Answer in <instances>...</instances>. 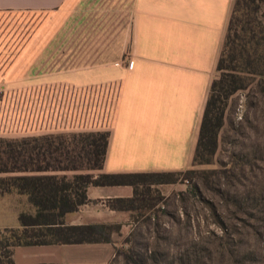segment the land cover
<instances>
[{"label": "crops", "instance_id": "obj_1", "mask_svg": "<svg viewBox=\"0 0 264 264\" xmlns=\"http://www.w3.org/2000/svg\"><path fill=\"white\" fill-rule=\"evenodd\" d=\"M233 2L0 0V13L8 16L46 13L28 32L0 33V87L57 83L80 107L88 95L97 99L105 89L115 90L110 118L93 127L110 134L102 170L185 167L197 144ZM59 55L96 60L36 75L42 58ZM87 196L96 198L98 192L90 186ZM9 210L15 213L13 206ZM73 213L67 214L68 223L83 224L73 221ZM72 245L14 246L12 264H107L114 256L107 242Z\"/></svg>", "mask_w": 264, "mask_h": 264}, {"label": "rangeland", "instance_id": "obj_2", "mask_svg": "<svg viewBox=\"0 0 264 264\" xmlns=\"http://www.w3.org/2000/svg\"><path fill=\"white\" fill-rule=\"evenodd\" d=\"M9 15L0 13L2 34L15 32V28L28 32L37 21L46 18V13L39 12ZM41 60L36 75L42 69L61 71L66 64H87L96 58L59 55ZM43 85L0 87V139L94 131L101 126L100 121L110 118L114 109L116 91L112 94L110 88L97 99L88 95L80 107L77 99L72 103L69 89L57 83L52 88ZM86 91L90 94V89ZM62 157L63 154L60 163L50 161L67 164ZM81 173L97 176L113 172L79 169L28 174L70 178ZM114 173H168L169 179L153 183L145 178L136 187L90 185L98 197L80 205L71 218L112 227L109 243L114 256L107 264H264V92L256 81L229 98L211 163L193 165L190 161L179 169ZM8 175L0 173V177ZM6 196L0 199V205L8 208L5 212L0 210L3 259L1 244L7 246L10 230L19 227L18 214L35 212L25 195L11 192ZM12 206L16 214L9 210ZM69 218L65 215L62 219L68 223ZM11 248L7 246L6 250Z\"/></svg>", "mask_w": 264, "mask_h": 264}, {"label": "trees", "instance_id": "obj_3", "mask_svg": "<svg viewBox=\"0 0 264 264\" xmlns=\"http://www.w3.org/2000/svg\"><path fill=\"white\" fill-rule=\"evenodd\" d=\"M216 71L200 123L193 165L213 161L231 95L252 86L255 81L264 92V0H234ZM257 77L260 79L256 80ZM109 135L108 131H84L25 136L19 140L0 139V173H9L0 177V194L25 195L35 211L34 214H18L19 227L10 230L12 234L8 239L11 241L7 246L109 243L112 229L109 224H70L62 219L90 201L87 188L90 185L136 187L145 178H150L153 183L169 179L168 173H104L97 176L81 173L70 178L56 174H28L102 170ZM62 154L67 164L55 165L50 161L62 162ZM7 246L1 244L5 259L0 257V264L13 263L12 248L6 250Z\"/></svg>", "mask_w": 264, "mask_h": 264}]
</instances>
